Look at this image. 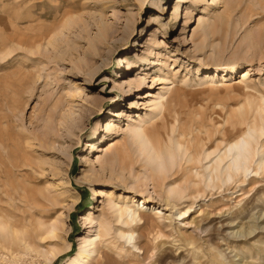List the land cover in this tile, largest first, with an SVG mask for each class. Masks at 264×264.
I'll return each mask as SVG.
<instances>
[{
  "label": "rangeland",
  "instance_id": "1",
  "mask_svg": "<svg viewBox=\"0 0 264 264\" xmlns=\"http://www.w3.org/2000/svg\"><path fill=\"white\" fill-rule=\"evenodd\" d=\"M176 4L178 18L174 20L172 8ZM150 16L157 19L148 24ZM226 19L232 21L231 28L218 27ZM187 20L191 24L187 25ZM212 22L218 25L211 27L212 34L204 40L199 32ZM110 26H115L116 42L110 48H97L101 31ZM193 30L198 31L194 44L189 39ZM60 33L64 35L56 45L65 50L63 66L46 63L55 49L49 48L44 56L36 48L27 50L33 38H52ZM119 61H125L121 68ZM233 65L239 66L238 72L249 71L250 77L236 87H231V81L235 78L238 83L242 74L232 75L229 68ZM75 67L96 74L87 83V76H77ZM216 68L220 69L214 74ZM209 76H217L212 92L200 84ZM223 77L226 84L218 83ZM141 79L145 80L142 85ZM162 80L174 82L168 97L171 116L188 120L185 124L193 131L189 153L197 156L216 151L221 155L226 145L224 128L241 120L254 122L259 118L256 110L264 102V0H204L196 5L193 0H0V112L6 117L1 128L10 127L20 137V146L27 148L26 163L33 167L23 166L16 178L27 179L31 193L27 215L34 225L37 221L48 223L65 212L70 196L77 199L65 217L68 228L59 244L62 248L69 243L70 249L52 264H65L76 254L77 239L87 232L80 218L91 208L96 219L110 198L142 194L145 186L150 193L154 190L164 197L168 187L187 178L181 170L189 164L182 155L174 171L162 177L140 167L143 161L124 132L130 117L147 113L143 96L151 86V91L158 93ZM62 103L71 108L55 111L53 107ZM68 109L74 114L63 126L61 117ZM115 112L118 117L108 116ZM106 120L115 122L116 131H104ZM48 135L56 141L47 143L46 150L38 142H46ZM110 140L120 141L133 155L124 172L116 170L125 177L124 184L109 179L110 167L106 165L104 172L96 167L97 177L91 173L90 161L97 154L91 152L89 144L103 147ZM256 141L254 147L264 146V137ZM118 151L112 157H117ZM83 158L87 163L82 164ZM259 174L228 182L219 191L206 190L200 198L182 200L179 210L193 208L189 217H175L171 227L148 214L138 227H132L141 252L127 264H264V175ZM136 176L140 183H135ZM153 198L150 207H164L163 199ZM0 208L6 209V205L0 202ZM17 214L20 222L23 210ZM160 243L163 252L154 250ZM18 252L11 258L0 248V264L43 262L33 252ZM94 261L103 262L102 253Z\"/></svg>",
  "mask_w": 264,
  "mask_h": 264
},
{
  "label": "bare ground",
  "instance_id": "2",
  "mask_svg": "<svg viewBox=\"0 0 264 264\" xmlns=\"http://www.w3.org/2000/svg\"><path fill=\"white\" fill-rule=\"evenodd\" d=\"M226 1L227 0H222L223 3ZM200 2H204V0H193V4L195 5ZM172 9L173 19L176 20L178 18V4L174 5ZM161 11L164 12V9H161ZM188 13L189 11L187 9L186 14ZM149 18L148 24H151L157 19L156 16H150ZM185 22L187 25L191 24V21L187 20ZM216 25L218 24H215L214 22H212L211 25L206 24L199 32V35L204 40L208 39L210 34H212V31L210 30L211 27H215ZM224 26L225 29L231 28L232 21L226 19L218 25L220 28ZM114 29L115 26H110L101 31V35L97 41V48H110V46L116 42L114 39ZM197 34L198 31H192V35L189 38L192 44L195 43L194 38ZM63 35L64 33H60L58 36H53L52 38H49V36L33 38L28 43L27 50L32 52V50L36 48V52L41 56H44L45 53H49V48H52V50L55 49V53L47 57L46 63L63 66L61 61L63 60L65 50L61 49L62 47L58 48L56 45ZM186 41L189 42L187 39ZM160 44L164 45L162 40L160 41ZM55 45L58 49L55 48ZM251 61H254V57L251 58ZM123 62L125 61H119L120 68L122 67L121 64ZM80 66L86 68V65L83 62H80ZM43 68L40 73L41 75ZM218 69L220 68L214 70V74ZM239 69L240 68L237 65H233L229 68V72H231L232 75L236 73L237 75L238 73L242 74L238 83L235 78L231 81V87H236L238 84L245 83L250 78L248 77L249 71L238 72ZM227 70V68H224V71ZM85 72L86 73H83L80 69L76 68L77 76L82 74L84 77L87 76L88 79L86 82L90 83L95 76L96 71L86 70ZM37 77L39 78V75ZM46 78H48V76H46ZM216 79L217 76H209L206 79L200 80V84L206 88L205 91L212 92L215 89L214 85ZM144 82L145 80L141 79L140 85ZM162 82H164L162 85L161 83L158 84L161 85L158 93H155V89L151 91L153 88L152 86L148 88V92L143 96V99L147 100L145 102L147 113L143 117L139 116L136 119L130 117L127 121L126 130H124V132L128 133L130 146L134 148L138 158L143 161L141 162L143 164L140 165V167H145L151 174L155 173L156 177H162L169 171V173H171L172 169L174 171L175 165L179 163L177 160H180L178 158L183 156L186 158L189 167L181 171L184 175H187V178L181 184H175V186L168 187L166 193H164V197H162L163 195L156 194L154 190L150 193L149 189L145 186L143 191H141L142 194H135L136 196L125 199L110 198L106 201L102 214L96 219L94 218L93 213L94 208L88 210L80 218L84 230L87 231L85 233L86 235L77 239V252L73 257L69 258L65 264H93V262H95V256L101 253L103 262L99 261L96 262V264H127V261L136 258L137 254L141 252L140 248L137 247L132 227H138L148 214H151V217L156 219L157 222L169 224L167 226L164 225L165 227H171V223L175 220V217L178 219L189 217L188 214L193 208L190 206L186 207L183 211L181 209L179 210L177 208L179 206L178 203L182 200L186 201L189 198H200V196H204L206 190L210 192L219 191L226 183L237 181L238 179L245 180L250 174H253V176L259 173V175H264V146L258 148L254 147L257 142L256 140L264 137V102L259 107L257 106L258 108L256 112L259 114V118L255 119V117L254 119L256 121L254 120V122L248 123V119L247 122L241 120L236 123H230L224 128V142L226 145L224 146V151L221 155H219V153L215 154L216 151H213L211 153L202 152L196 156L194 154L196 152L193 153V151H190L189 153V144L194 140L193 131L190 129L191 126L190 128H188L189 126L187 127L189 121L187 120L186 123L183 119H175L170 113L171 109L168 106V97L172 96L171 93L175 88L174 82L165 80H162ZM217 82L220 84H226L227 81L223 77ZM154 83L155 81L152 85ZM35 84V81H33V85ZM173 95L176 94L173 92ZM68 104L63 105L62 103L61 107L58 105V107L54 106L53 108L58 112V109L63 110L66 106L71 108ZM73 114L74 113L71 109L65 110V113L61 117V125L64 126L68 124ZM0 116V181L3 180L5 182L3 185L0 184V202L6 205V209L0 208V248L7 251L11 255V258H14L16 254H19V250H23L25 252L35 253L43 260L41 264H52L58 257L65 254L70 249L69 243L62 248L59 247V244L63 239L61 236L62 233L66 232L68 228L65 222V217L67 216V213L73 209L77 199L70 196V200L68 199V205L66 207L64 206L65 212L64 210L63 212L65 214L59 213L60 215L51 222L37 221L34 225L30 221L27 215V209L30 207L28 206L27 198L31 196V193L25 184L27 179L17 180L16 178L19 176V171L23 166L32 169L33 167L31 164L26 163L24 153L27 151V148L20 146V137L17 134H13L10 127L1 128V125L4 122L3 119L6 117L3 116L1 112ZM108 116L114 118L118 117V114L115 112ZM104 123L105 127L103 128L107 134L116 131L115 122L112 120H106ZM57 130L58 129L56 128V131ZM96 133L97 131H95V135ZM25 139L29 140V137H24V140ZM54 139L55 138L49 136V138H46V142L42 143L39 141L38 143L43 149L45 148L48 150L46 147L47 143H55L56 140L54 141ZM120 144V141L111 140L107 141L106 145L103 147H97V144L95 143L89 144L91 152L97 154L95 160L90 161L93 177H97V172L99 171L96 170L97 166L100 168L101 172H104V166L106 165L110 167L107 175L111 181L118 180L120 184L125 183L126 179L123 174H116V170H119L121 173L124 172L128 166L127 161H130L132 158L131 156L133 155L130 152H127L125 146L122 147ZM116 149H119L117 157H112ZM100 154H102V156ZM211 156H213L212 160H210ZM81 162L82 164H85L87 163V160L83 158ZM252 165L255 166V169L252 168ZM178 166L180 165L178 164ZM130 167H132V165L129 162V168ZM185 172H187V174ZM188 172L192 173L188 175ZM117 175L120 176L117 177ZM134 179L135 183L141 182L137 176ZM199 185H203V188H199ZM145 193H147V195L142 198ZM93 194L97 197L99 196L96 191H94ZM153 196L158 197V199H163L162 202L165 203L164 207H160V205H152L150 207L151 204H154L153 201L155 198H153ZM140 200L141 202H139ZM169 206L170 208H168ZM20 210H23V214H20L21 218L19 217V222L17 221V211ZM166 212L168 214H165ZM164 226L162 228H164ZM40 240H46L49 241V243L44 242L45 245H41L42 242H37ZM156 240H158V237ZM45 246L49 249H45ZM162 246L163 243L155 245L154 250H160V252H163V250L160 249ZM101 250L103 251L101 252ZM137 251L140 252L137 253Z\"/></svg>",
  "mask_w": 264,
  "mask_h": 264
}]
</instances>
